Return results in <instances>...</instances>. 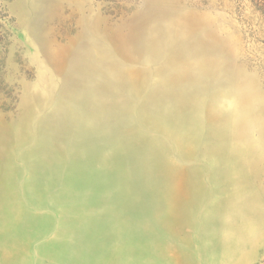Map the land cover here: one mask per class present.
Segmentation results:
<instances>
[{
  "label": "rangeland",
  "instance_id": "rangeland-1",
  "mask_svg": "<svg viewBox=\"0 0 264 264\" xmlns=\"http://www.w3.org/2000/svg\"><path fill=\"white\" fill-rule=\"evenodd\" d=\"M0 31V264H264L249 0H0Z\"/></svg>",
  "mask_w": 264,
  "mask_h": 264
},
{
  "label": "trees",
  "instance_id": "trees-1",
  "mask_svg": "<svg viewBox=\"0 0 264 264\" xmlns=\"http://www.w3.org/2000/svg\"><path fill=\"white\" fill-rule=\"evenodd\" d=\"M252 9L257 12L264 20V0H249ZM2 33L0 31V39H2Z\"/></svg>",
  "mask_w": 264,
  "mask_h": 264
}]
</instances>
